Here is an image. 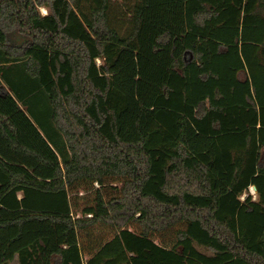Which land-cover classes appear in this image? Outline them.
<instances>
[{"label":"trees","instance_id":"1","mask_svg":"<svg viewBox=\"0 0 264 264\" xmlns=\"http://www.w3.org/2000/svg\"><path fill=\"white\" fill-rule=\"evenodd\" d=\"M0 264H264V0H0Z\"/></svg>","mask_w":264,"mask_h":264},{"label":"rangeland","instance_id":"2","mask_svg":"<svg viewBox=\"0 0 264 264\" xmlns=\"http://www.w3.org/2000/svg\"><path fill=\"white\" fill-rule=\"evenodd\" d=\"M41 14H45L46 10L41 8ZM123 178H105L104 185L100 188L101 194L106 201L119 197L121 195V190L123 188L124 183ZM100 186L97 183L90 184L89 182L80 181L70 189L69 198L72 206L73 215L76 217H82V211L90 206H93L94 199L96 196V190ZM253 190H248V192L244 195H251L253 199H256V194L252 195ZM126 228L132 232L138 233L140 228L137 224H127ZM174 229L167 230L161 233H152L150 235L151 239L155 241V243L170 248L175 241V230ZM92 235L102 239H109L112 235L111 231H108L103 226H97L93 230H90ZM83 236H86L83 234Z\"/></svg>","mask_w":264,"mask_h":264},{"label":"built area","instance_id":"3","mask_svg":"<svg viewBox=\"0 0 264 264\" xmlns=\"http://www.w3.org/2000/svg\"><path fill=\"white\" fill-rule=\"evenodd\" d=\"M250 190H251V189H250ZM251 192H252V191H251ZM254 194H255V192L253 191V192H252V195H254ZM244 195H245V194H244ZM244 197H245V196H244Z\"/></svg>","mask_w":264,"mask_h":264},{"label":"crops","instance_id":"4","mask_svg":"<svg viewBox=\"0 0 264 264\" xmlns=\"http://www.w3.org/2000/svg\"><path fill=\"white\" fill-rule=\"evenodd\" d=\"M250 189L253 190L252 187H250ZM253 191L255 192V190H253ZM253 191H252V192H253Z\"/></svg>","mask_w":264,"mask_h":264},{"label":"water","instance_id":"5","mask_svg":"<svg viewBox=\"0 0 264 264\" xmlns=\"http://www.w3.org/2000/svg\"><path fill=\"white\" fill-rule=\"evenodd\" d=\"M252 189H253V190H255V188H254V187H252Z\"/></svg>","mask_w":264,"mask_h":264}]
</instances>
